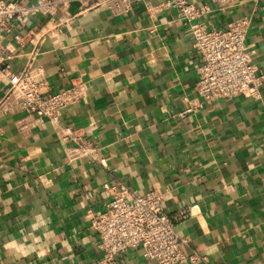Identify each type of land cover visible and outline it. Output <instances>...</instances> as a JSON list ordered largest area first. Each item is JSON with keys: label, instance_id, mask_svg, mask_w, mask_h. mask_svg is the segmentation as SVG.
<instances>
[{"label": "crops", "instance_id": "0c3cea01", "mask_svg": "<svg viewBox=\"0 0 264 264\" xmlns=\"http://www.w3.org/2000/svg\"><path fill=\"white\" fill-rule=\"evenodd\" d=\"M99 1L71 0L3 41L13 70L39 71L45 92L83 83L60 124L79 129L96 161L71 157L73 145L35 113L0 115V264H156L138 248L102 261L89 215L104 209L114 181L161 192L171 217L186 211L174 225L197 258L182 264H264V0L224 9L191 0L207 30L248 19L243 42L262 75L257 96L212 102L195 91L200 58L168 0L125 14Z\"/></svg>", "mask_w": 264, "mask_h": 264}, {"label": "built area", "instance_id": "2783aa9c", "mask_svg": "<svg viewBox=\"0 0 264 264\" xmlns=\"http://www.w3.org/2000/svg\"><path fill=\"white\" fill-rule=\"evenodd\" d=\"M71 0H35L25 4L19 0H0V83L4 84L0 97V115L18 108L35 113L57 126L59 140L71 143L70 156L86 157L96 161L93 149L80 138L79 129L61 125L62 112L69 105L78 103L84 96L82 82H72L56 92H45L40 72L29 66L13 70L12 52L3 43L13 27L37 15L49 17L61 5ZM86 4L88 0H78ZM141 0H101L96 6L107 8L112 14L128 13ZM236 0H217L221 9ZM176 16L187 27L193 46L200 58L195 91L205 102L238 95L257 96L262 75L250 62L244 45V36L249 24L246 17L230 21L223 29L207 30L199 22L202 14L191 0H168ZM31 34L32 31L28 30ZM19 34L13 36L19 39ZM199 105V104H198ZM110 198L104 209L89 215L90 227L98 239L102 261L112 263L117 254L138 248L142 255L156 264H182L196 259L183 252L186 239L175 229L174 221L186 217L180 210L174 217L163 208V195L157 190L137 195L114 181L107 189Z\"/></svg>", "mask_w": 264, "mask_h": 264}]
</instances>
